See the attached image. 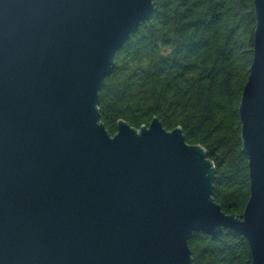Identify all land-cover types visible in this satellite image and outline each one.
Listing matches in <instances>:
<instances>
[{
  "label": "water",
  "instance_id": "obj_1",
  "mask_svg": "<svg viewBox=\"0 0 264 264\" xmlns=\"http://www.w3.org/2000/svg\"><path fill=\"white\" fill-rule=\"evenodd\" d=\"M239 113L250 197H213L208 150L155 116L101 120L100 89L154 0H0V264H194L193 232L264 264V0Z\"/></svg>",
  "mask_w": 264,
  "mask_h": 264
},
{
  "label": "trees",
  "instance_id": "obj_2",
  "mask_svg": "<svg viewBox=\"0 0 264 264\" xmlns=\"http://www.w3.org/2000/svg\"><path fill=\"white\" fill-rule=\"evenodd\" d=\"M254 0H154V12L117 51L100 89L101 120L140 129L157 116L201 144L216 169L213 197L242 215L250 197L239 106L254 53ZM194 264H253L245 235L189 238Z\"/></svg>",
  "mask_w": 264,
  "mask_h": 264
}]
</instances>
